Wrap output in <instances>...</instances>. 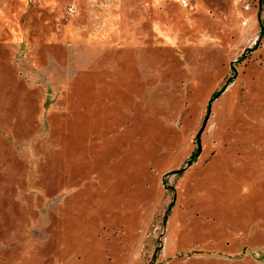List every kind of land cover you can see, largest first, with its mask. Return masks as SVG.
Masks as SVG:
<instances>
[{"label":"rangeland","instance_id":"374dc122","mask_svg":"<svg viewBox=\"0 0 264 264\" xmlns=\"http://www.w3.org/2000/svg\"><path fill=\"white\" fill-rule=\"evenodd\" d=\"M0 264H264V0H0Z\"/></svg>","mask_w":264,"mask_h":264}]
</instances>
